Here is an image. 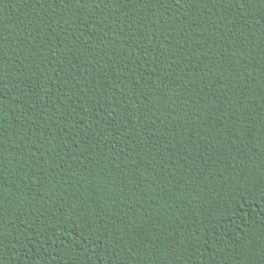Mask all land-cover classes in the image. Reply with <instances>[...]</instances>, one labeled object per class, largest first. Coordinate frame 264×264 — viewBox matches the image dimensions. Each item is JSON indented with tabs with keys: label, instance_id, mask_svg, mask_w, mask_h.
Instances as JSON below:
<instances>
[{
	"label": "trees",
	"instance_id": "trees-1",
	"mask_svg": "<svg viewBox=\"0 0 264 264\" xmlns=\"http://www.w3.org/2000/svg\"><path fill=\"white\" fill-rule=\"evenodd\" d=\"M0 264H264V0H0Z\"/></svg>",
	"mask_w": 264,
	"mask_h": 264
}]
</instances>
